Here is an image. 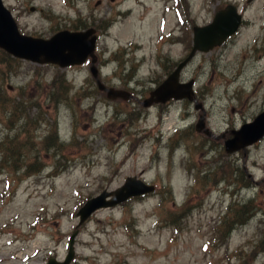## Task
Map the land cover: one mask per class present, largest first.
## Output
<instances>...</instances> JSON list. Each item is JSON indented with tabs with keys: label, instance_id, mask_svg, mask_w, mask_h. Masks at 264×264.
Instances as JSON below:
<instances>
[{
	"label": "rangeland",
	"instance_id": "obj_1",
	"mask_svg": "<svg viewBox=\"0 0 264 264\" xmlns=\"http://www.w3.org/2000/svg\"><path fill=\"white\" fill-rule=\"evenodd\" d=\"M229 1L3 0L24 34L95 28L97 41L93 64L69 68L0 48V95L23 101L13 127L9 113L0 120V264L61 261L74 232L71 264H264V137L225 151L264 110V0H235L240 32L181 70L191 99L144 104L188 57L193 27ZM163 6L172 9L161 24ZM14 156L40 165L15 169ZM129 176L154 190L79 224L88 199Z\"/></svg>",
	"mask_w": 264,
	"mask_h": 264
},
{
	"label": "water",
	"instance_id": "obj_2",
	"mask_svg": "<svg viewBox=\"0 0 264 264\" xmlns=\"http://www.w3.org/2000/svg\"><path fill=\"white\" fill-rule=\"evenodd\" d=\"M240 15L234 7L226 6L218 11L212 22L204 26L193 27V47L188 57L178 64L173 72L158 85L150 97L144 102L148 106L152 102H166L169 99L187 97L191 99L193 93L191 84L179 83V73L182 67L194 56L196 51H208L220 46L227 37L236 32L240 24ZM97 36L94 28L85 31L61 30L48 38L35 37L21 33L10 10L0 0V48L10 55L30 60L35 63L55 64L66 68L79 65L92 58L95 62V42ZM92 75L97 78V69L91 68ZM99 83V82H98ZM99 89L105 87L99 83ZM107 96L115 98L117 95L108 90ZM203 123L196 124V129L201 130ZM233 137L225 141V151L233 152L245 149L264 137V110L254 117L251 122H246L237 130L232 131ZM154 190V186L146 183L138 176H129L124 183L115 190H104L95 197L86 201L79 209V224L89 217L96 209L118 205L128 199L141 197ZM76 232L68 239V249L63 260L59 261L50 257L46 264H71L74 256V238Z\"/></svg>",
	"mask_w": 264,
	"mask_h": 264
},
{
	"label": "trees",
	"instance_id": "obj_3",
	"mask_svg": "<svg viewBox=\"0 0 264 264\" xmlns=\"http://www.w3.org/2000/svg\"><path fill=\"white\" fill-rule=\"evenodd\" d=\"M6 61L8 62V64H11V62H12V60H9V58H8V60H6ZM3 62H4L3 60H0V63H3ZM20 96H21V95H20ZM22 103H23L22 100H21V101H15V99H13V98L5 99L3 96L0 95V120H1L2 118H4V116H7L8 113H9L10 116H11V117L9 118V121L12 122V127H13V122H14L15 120L17 121V120L20 118V116H21L20 106H21ZM9 104H11V105H9ZM13 105H14V106H13ZM11 106H13V107H15V108L10 112V108H11ZM21 107H22V106H21ZM17 112H19V113H17ZM11 118H13V120H12ZM18 131H19V132H20V131H23V132L27 133L28 136H29V133H31V132L29 131V129H28L27 127H25V126H20V128H19ZM31 134H32V133H31ZM53 135H54V134L49 133L48 135L45 136L46 140H49V141H50V142H48V143H46V144H43V146L45 147L46 150H48V149L52 146V144H53L52 139H54V137H55V136H53ZM51 138H52V139H51ZM27 141H29V142H28V143H25V142H20V141H18V142H17V145H15L16 148H15L14 150H12L11 155L14 154V153H17V154L20 156V153H21V147H22V146H24V145H26V144L33 145V141H32V140H27ZM7 159H8V155L6 154V156H5V161H7ZM12 160H13V163H14L15 169H18V168H19V167H18V164H17V162H18L19 164L26 165V167H27V172H28L30 169H33L34 167H37L38 165H40V163H39L38 161H34V162H32V163H26V162L22 161L20 157H15V156L12 157ZM251 214H253V211L251 212ZM240 219H241V218H240ZM240 219H239L238 222L232 224V225L229 227V229H228V233H230V232L234 229L235 224H237V223H241L242 220H240Z\"/></svg>",
	"mask_w": 264,
	"mask_h": 264
},
{
	"label": "flooded vegetation",
	"instance_id": "obj_4",
	"mask_svg": "<svg viewBox=\"0 0 264 264\" xmlns=\"http://www.w3.org/2000/svg\"><path fill=\"white\" fill-rule=\"evenodd\" d=\"M230 6V7H234L238 12H239V14L241 15V23H240V26H239V29H238V31L232 36V38L233 37H235L239 32H240V30H241V28L244 26V24H245V18H244V16H243V13H244V8H241V5L240 4H238V3H236L235 2V0H232V1H229L226 5H224V6H220L219 7V9L217 10V11H220V10H222L223 8H225V6ZM162 13L164 14L163 16H165V10H163L162 11ZM231 38V37H230ZM86 63H90V61H87Z\"/></svg>",
	"mask_w": 264,
	"mask_h": 264
},
{
	"label": "bare ground",
	"instance_id": "obj_5",
	"mask_svg": "<svg viewBox=\"0 0 264 264\" xmlns=\"http://www.w3.org/2000/svg\"><path fill=\"white\" fill-rule=\"evenodd\" d=\"M221 78V76H219ZM233 79H236V78H232ZM179 104H181L180 102H176V104L174 105L175 107H177ZM181 118V117H180Z\"/></svg>",
	"mask_w": 264,
	"mask_h": 264
}]
</instances>
